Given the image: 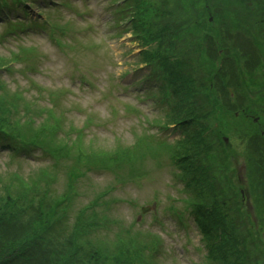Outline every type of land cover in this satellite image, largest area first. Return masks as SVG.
<instances>
[{
    "label": "rangeland",
    "instance_id": "374dc122",
    "mask_svg": "<svg viewBox=\"0 0 264 264\" xmlns=\"http://www.w3.org/2000/svg\"><path fill=\"white\" fill-rule=\"evenodd\" d=\"M71 1L74 8L66 0L26 2L23 8L29 17L12 16L8 21L11 25L16 18L24 21L25 29L19 33L8 34L11 25L5 27L0 21V36L5 34L0 43V64H9L7 67L13 70L3 80L12 89H22L16 98L0 96V121L15 135L19 133L51 149L24 159L0 154V192L3 196L9 194L16 203V220L27 222L25 216L32 214L31 210L41 214L45 202L52 198L66 199L72 201V207H65L72 227L86 208L97 214L98 222L106 223L97 232L102 239L133 235L134 241L122 239L121 245L108 250L130 258L129 264H211L194 216L189 213V191L176 178L171 154L156 143L180 139L181 127L174 126L172 119L169 123V109L162 112L145 87L137 86L146 69H142L145 59L138 45L141 41L135 36L152 23L153 28H160L161 11L170 3L171 14L179 16V22L185 17L188 26L186 32L176 36L175 52H193L194 63L197 55L203 65L201 71L188 65L192 73L188 72L186 85L192 89V80L198 85L201 76L212 82L210 93L201 96L206 97V110L211 112L205 171L212 176L213 184L216 181L218 198L232 210L236 223L249 232L246 235L239 229L235 235L237 249L243 250L249 264H264V177L255 168L264 174V53L246 54L243 41L235 42L236 37L226 30L217 40L232 44L229 53L209 55L203 38H190L199 19L205 30L220 31L228 25L237 35L238 19L227 13L230 7L216 9L228 0H138L139 8L146 10L138 9L136 19L130 11L129 22L115 14L113 0ZM118 1L124 5L123 0ZM30 20L45 22L46 29L31 27ZM156 30L155 36H160V29ZM245 35L247 38L250 34L245 31ZM192 40H197V48L190 43ZM216 44L221 47L219 42ZM158 48L161 51V45ZM19 55H28V59L15 62L14 56ZM229 56L237 58V74L234 82L226 77L230 82L224 84V93L236 108L227 107L215 96L216 84L225 80L221 72ZM190 59L186 53L185 60ZM210 72L212 75H208ZM58 93L61 99L54 108H48V97ZM199 95H192V99L179 96L180 107L187 108ZM199 109V104L191 108L192 120L200 121ZM203 115L208 117L205 112ZM155 124L168 127V131L162 132L152 126ZM107 169L134 181L117 184L116 175L96 172ZM106 191L110 193L101 206L93 207L95 199H101ZM19 195L24 200L17 203ZM144 207L149 208L146 214H142ZM227 208L222 210L224 215ZM212 222L221 229V224L230 229L223 217L220 224Z\"/></svg>",
    "mask_w": 264,
    "mask_h": 264
},
{
    "label": "trees",
    "instance_id": "16d2710c",
    "mask_svg": "<svg viewBox=\"0 0 264 264\" xmlns=\"http://www.w3.org/2000/svg\"><path fill=\"white\" fill-rule=\"evenodd\" d=\"M0 5L1 7H5V3ZM135 5L136 8L138 6L140 11H142V9L146 10L145 7L139 8L138 1L135 2ZM169 5L170 3H166L163 11H161L160 28L156 25L153 28L152 23L147 25L142 32V39L147 41V45L154 44V47L145 53V58H154L155 60L149 62L153 66V73L150 79L160 85L161 105L162 107L170 109L168 122L171 123L172 119V124H174V126H182V129H187V131L184 130L187 133L183 140L174 145H164V152H169L171 154L170 158L176 162L177 167L182 170L184 178L189 181L188 187L193 189L195 197L191 201L193 204L192 208L197 214L202 227L203 242L205 244L208 261L212 264H249V260L246 255H244L243 250L237 249L239 244L235 236L239 232V229L246 235L249 234V232L244 226L239 227V224L236 223L230 214L232 210H228L225 202L218 198L220 189L216 181L215 184H213L212 176H209L208 170L205 171L209 145V127L207 122L211 112L206 110V100H203L206 99V97L202 99L201 96L203 93H210V84L212 82L201 76L197 79L201 81L198 85L192 80L194 85L192 89L186 85V76H190L189 73H192V71L188 69V65L190 64L192 67L197 66V70L199 71L202 70L203 65L200 63V57L197 55L196 64L194 63L192 59L193 52H183L182 54L175 52L177 48L175 45L176 36L184 31L186 32L188 26L185 17L179 22V16L171 14L172 8L169 7ZM228 7L230 8L227 10V13L235 15L238 19L239 29H236L237 35L233 34V29L228 25L222 27L220 31L213 27V31L205 30L202 28L203 20L199 19L196 20L194 24V29L190 34V38L196 36L203 38L204 42L208 44L206 50L209 55L215 52L214 55H216L220 50L229 53L232 44L227 45L226 42L217 40L220 33L223 34L224 30H226L228 34L236 37L235 42L240 40L243 41L246 45V54H250L253 51L263 54L264 0H228L224 7L217 5L216 9L220 10V8H224V10H226ZM1 9L2 8H0V10ZM205 11L207 12V10ZM226 15L225 13V19ZM156 29H160V36H155L157 32ZM245 31L250 34L247 38ZM196 41L197 40H192L190 42L195 48H197ZM217 42L221 44V47L216 44ZM160 45L161 51L160 48H158ZM186 53L191 55L189 61L185 60ZM195 53L198 54V52ZM235 59L237 58H233V56H229L225 59L223 66L227 68L224 67L221 72L225 80H221V83L216 84L219 86L216 88L217 92H214L215 96L223 99L229 108H236V105H233L226 96V93H224V89L226 90L224 84L229 81L227 80L229 76L230 79L232 78L231 81H235L233 77L235 73H233V71H237L238 62H236ZM179 60L181 62H179ZM6 65L0 64V69ZM238 65L241 67V64L238 63ZM247 68L250 69L248 66ZM177 69L184 70V72L182 73ZM208 75H212V72L208 73ZM196 94H200L198 99L195 101L191 100L187 108L180 107L179 96L192 99V95ZM196 104L200 106L198 111L199 122L197 120H192L193 114L191 108ZM204 112L208 117L203 115ZM163 128L166 130L168 127L163 126ZM188 130H192V132L188 133ZM179 147H181L180 151L177 150ZM41 148L47 147L26 140L19 133L15 135V132L9 128V125L0 121V150L13 152L15 154L26 152L27 154L32 149ZM97 163L101 165V162ZM255 168L264 177L262 170L256 166ZM3 195L4 194L0 192V264L130 263V258L126 259L125 256L122 258L120 253L109 252L108 250L112 249L111 247L114 245H121L122 239H127L128 242L134 241L132 236L116 237L114 240H109L108 238L102 239L97 233L98 229L101 227V225L97 223V215L95 213H88L86 208L79 213L74 227H72L66 219L68 209L72 207V201H66V199L54 201L52 198L51 202H45L44 205L46 209L41 214L38 211L31 210L32 214L25 216L27 222L19 221L16 220V216H14L19 215L16 203L11 201L9 194ZM216 198H218V200H216ZM221 198H223V196H221ZM16 200L18 201L17 203L24 200L23 195H19ZM64 202L67 203L64 204ZM67 204L68 209L65 208ZM206 204L208 207H205ZM92 206L94 207V204H92ZM225 208H227V211L224 215L222 210ZM208 212L209 216L206 215ZM235 216L238 220V213H235ZM22 217L23 215L20 216L21 219ZM206 217H208V219H206L207 221L205 223ZM222 217L223 219L225 218V221H229L230 229L223 224H221L223 226L222 229L220 225L216 226V223L220 224L219 221ZM214 220L216 221V225L212 222ZM251 231H253L252 228ZM240 242H243L242 239ZM223 243L225 247H223ZM226 245H229L230 248H226ZM242 245L244 246V244ZM131 250L135 249L132 248Z\"/></svg>",
    "mask_w": 264,
    "mask_h": 264
}]
</instances>
